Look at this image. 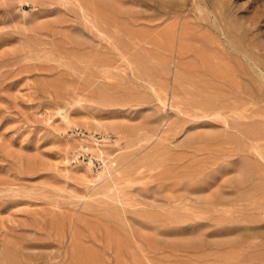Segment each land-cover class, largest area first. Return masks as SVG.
I'll list each match as a JSON object with an SVG mask.
<instances>
[{
    "label": "rangeland",
    "instance_id": "obj_1",
    "mask_svg": "<svg viewBox=\"0 0 264 264\" xmlns=\"http://www.w3.org/2000/svg\"><path fill=\"white\" fill-rule=\"evenodd\" d=\"M257 68L264 0H0V264H264Z\"/></svg>",
    "mask_w": 264,
    "mask_h": 264
},
{
    "label": "bare ground",
    "instance_id": "obj_2",
    "mask_svg": "<svg viewBox=\"0 0 264 264\" xmlns=\"http://www.w3.org/2000/svg\"><path fill=\"white\" fill-rule=\"evenodd\" d=\"M102 48V47H101ZM129 64V63H128ZM254 64V63H253ZM255 66V65H254ZM256 67V66H255ZM258 67V66H257ZM258 69V72H255L259 77H261V78H263L264 79V73L261 71V69L260 68H257ZM246 74H249V72H247ZM109 77V76H108ZM221 77H222V79L223 80H226V77L224 76V75H222L221 74ZM229 80V79H228ZM151 87V86H150ZM244 90V92L245 93H247V94H250V89H249V87L246 85V86H244V88H243ZM154 91V90H153ZM255 95V94H254ZM238 96V95H237ZM250 96V95H249ZM157 97V96H156ZM258 97V96H257ZM241 98V97H240ZM158 99V98H157ZM159 100V99H158ZM206 102V101H205ZM203 105V104H202ZM201 105V106H202ZM171 107V106H170ZM206 108H208V107H206ZM179 111V110H178ZM181 113V112H180ZM214 113V112H213ZM215 114H217V113H215ZM186 115V114H185ZM212 115V114H211ZM218 116V115H217ZM224 118V117H223ZM225 120V119H224ZM226 121V120H225ZM224 124H226V123H224ZM231 124V123H230ZM227 126V125H226ZM256 152V151H255ZM258 154V153H257ZM259 155V154H258ZM260 156V155H259ZM259 158H261V157H259ZM261 160V159H260ZM111 188V187H110Z\"/></svg>",
    "mask_w": 264,
    "mask_h": 264
}]
</instances>
